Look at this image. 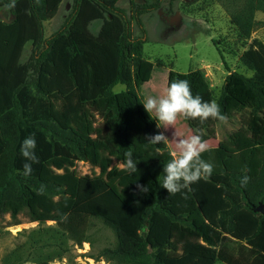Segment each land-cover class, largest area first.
<instances>
[{
    "label": "trees",
    "instance_id": "1",
    "mask_svg": "<svg viewBox=\"0 0 264 264\" xmlns=\"http://www.w3.org/2000/svg\"><path fill=\"white\" fill-rule=\"evenodd\" d=\"M119 1L74 0L65 24L46 39L44 22L63 0H0L10 16L0 20V216L9 214L14 225L21 214L55 222L78 246L93 244L89 230L97 219L115 242L90 257L111 264H264V214L255 210L264 207V43L252 39L240 56L253 72L240 77L262 131L240 127L228 134L202 154L213 174L170 195L161 185L172 151L147 142L160 130L138 94L154 71L144 57L142 16L159 10L161 1L130 0L131 19ZM215 1L240 37L251 39L264 0ZM132 20L141 35H133ZM95 21H101L97 34L90 30ZM230 80L229 72L213 96L225 115ZM189 83L194 95L192 78ZM118 84L126 90L115 93ZM234 99L241 104L237 93ZM33 135L39 163L25 177L21 145ZM128 151L138 163L133 174L113 165H123ZM77 162L100 174L80 176Z\"/></svg>",
    "mask_w": 264,
    "mask_h": 264
},
{
    "label": "rangeland",
    "instance_id": "2",
    "mask_svg": "<svg viewBox=\"0 0 264 264\" xmlns=\"http://www.w3.org/2000/svg\"><path fill=\"white\" fill-rule=\"evenodd\" d=\"M135 1H161L159 10L142 16L146 30L143 36L144 57L154 64L152 79L138 89L143 101L150 96L163 95L173 81L189 82L190 78L196 87L194 95L199 94L204 101H211L214 94L220 93L230 72L228 91L231 87L232 93L228 95L227 125L211 118L204 123L181 119L178 130L183 135L190 136L199 129L209 148L217 147L228 134L240 127H246L252 133H260L261 118L252 113V95L245 91L240 77H251L253 72L243 66L240 56L252 39L257 38L264 43V13L256 14L260 25L251 39L245 40L231 24L228 12L215 0ZM73 6L74 0H64L57 15L44 22L46 39L62 28L72 13ZM118 6L131 19V1L121 0ZM0 20H10L8 12L1 8ZM100 27L101 21H95L90 30L97 34ZM131 30L134 36L142 34L135 20L131 21ZM30 49L31 44H28L24 61L28 58ZM125 90L126 86L122 84L113 88L115 93ZM236 93L241 98V104L235 102ZM153 116L155 117L154 113ZM159 130L170 139L174 131L162 127ZM167 146L172 153L176 151L174 141H170ZM113 165L123 167L116 160ZM75 169L80 176L100 174L98 168L87 162H77ZM17 222L20 224L14 225L15 222L9 214L0 216V264H111L105 259L95 260L90 257H96L103 248L112 246L115 242L113 232L97 219L92 220L89 230L93 244L84 243L82 246L74 244L55 222H30L24 214L19 215Z\"/></svg>",
    "mask_w": 264,
    "mask_h": 264
},
{
    "label": "clouds",
    "instance_id": "3",
    "mask_svg": "<svg viewBox=\"0 0 264 264\" xmlns=\"http://www.w3.org/2000/svg\"><path fill=\"white\" fill-rule=\"evenodd\" d=\"M143 107L152 117L158 121L157 127L174 129L171 139L163 132L155 135H148L147 142L158 145H167L170 141L175 142L176 151L172 158L164 164V179L161 185L170 195H176L187 189L191 191V185L201 179L209 178L214 171V164L202 158V154L209 151V144L203 139V134L197 129L196 133L185 136L178 130V123L184 120H199L201 123L209 120H217L227 125L228 117L221 112L220 105L215 100L204 101L199 95H193L191 85L187 80H176L171 82L166 92L161 96H150L144 99ZM37 141L35 136H29L21 145V154L26 162L23 165V175L29 177L32 174V165L39 163L36 155ZM137 162L133 153H125L123 167L130 173H136ZM248 177L242 178V183H247ZM141 193H147L148 188L144 185H137ZM43 194L44 186L37 190ZM187 198V195H185Z\"/></svg>",
    "mask_w": 264,
    "mask_h": 264
},
{
    "label": "water",
    "instance_id": "4",
    "mask_svg": "<svg viewBox=\"0 0 264 264\" xmlns=\"http://www.w3.org/2000/svg\"><path fill=\"white\" fill-rule=\"evenodd\" d=\"M255 210L264 214V207L262 205H259L257 208H255Z\"/></svg>",
    "mask_w": 264,
    "mask_h": 264
},
{
    "label": "crops",
    "instance_id": "5",
    "mask_svg": "<svg viewBox=\"0 0 264 264\" xmlns=\"http://www.w3.org/2000/svg\"><path fill=\"white\" fill-rule=\"evenodd\" d=\"M63 1H64V0H63ZM120 1H121V0H120ZM98 32H99V31H98ZM98 32H97V33H98Z\"/></svg>",
    "mask_w": 264,
    "mask_h": 264
}]
</instances>
